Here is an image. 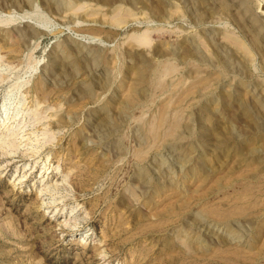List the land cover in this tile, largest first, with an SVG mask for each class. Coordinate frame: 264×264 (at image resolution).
<instances>
[{
	"label": "rangeland",
	"instance_id": "374dc122",
	"mask_svg": "<svg viewBox=\"0 0 264 264\" xmlns=\"http://www.w3.org/2000/svg\"><path fill=\"white\" fill-rule=\"evenodd\" d=\"M0 264H264V0H0Z\"/></svg>",
	"mask_w": 264,
	"mask_h": 264
},
{
	"label": "bare ground",
	"instance_id": "6f19581e",
	"mask_svg": "<svg viewBox=\"0 0 264 264\" xmlns=\"http://www.w3.org/2000/svg\"><path fill=\"white\" fill-rule=\"evenodd\" d=\"M2 111V110H1ZM5 112V117L7 116V111L5 110L4 111ZM4 115V114H3ZM35 154V153H34ZM46 166V165H45ZM42 169V168H41ZM42 171V170H41ZM59 182V181H58ZM64 186V185H63ZM43 187V186H42ZM47 191H49V190H47ZM50 195V194H49ZM43 198V197H42ZM44 205V204H43ZM55 206V205H54ZM64 227H65V225H64ZM67 227V226H66Z\"/></svg>",
	"mask_w": 264,
	"mask_h": 264
}]
</instances>
